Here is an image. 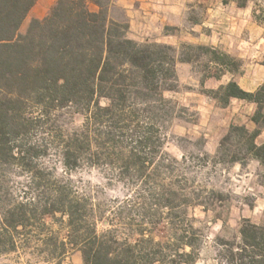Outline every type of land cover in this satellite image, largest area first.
I'll return each instance as SVG.
<instances>
[{
    "label": "trees",
    "instance_id": "1",
    "mask_svg": "<svg viewBox=\"0 0 264 264\" xmlns=\"http://www.w3.org/2000/svg\"><path fill=\"white\" fill-rule=\"evenodd\" d=\"M35 2L0 0V166L28 177L20 201L4 199L0 206V253L21 249L58 263L77 251L83 264H195L203 235L188 210L207 211L210 192L195 185L185 159L163 151L166 126L178 108L165 93L177 88L178 63L208 56L218 68L210 76L220 78L237 73L240 62L203 45L137 43L127 37L123 10L112 14L113 0H57L21 34ZM205 93L221 106L231 98L256 104L251 120L257 128L231 125L214 158L243 168L254 161L264 176V143H255L264 130V85L247 92L230 81ZM65 107L81 114L83 123L66 134L52 132L46 127L52 112ZM204 143L202 138L200 155L207 163ZM48 149L67 169H105L109 182L123 183L131 194L105 210L58 179L46 196L36 193L35 160ZM56 215L64 239L41 237L44 217ZM103 221L106 227L98 231ZM217 241L225 264H264L263 225L244 219L236 239Z\"/></svg>",
    "mask_w": 264,
    "mask_h": 264
},
{
    "label": "rangeland",
    "instance_id": "2",
    "mask_svg": "<svg viewBox=\"0 0 264 264\" xmlns=\"http://www.w3.org/2000/svg\"><path fill=\"white\" fill-rule=\"evenodd\" d=\"M56 1L36 0L21 24L20 33H26L33 19H43ZM113 2L116 8L112 14L119 16L122 9L130 28L131 18L127 15L125 8L120 6L117 0ZM138 3L135 2L133 8H136ZM162 4H182L183 22L178 26L165 25L162 28L159 23L149 21L145 31L139 23H136L132 33L141 38L132 39L129 29L127 37L140 44L157 43L180 47L181 44L200 45L193 41L198 39L199 33L210 30H226L227 39L230 41L243 30V66L248 63L255 69L252 74L254 81L262 80L264 68L259 65L264 66V0H247L244 6H239L234 0H163ZM90 8L95 9L93 5H90ZM144 32L147 35H144ZM209 60L210 57L199 55L189 64L193 71L205 77L218 72L216 65L209 63ZM236 60L240 62L241 67V60ZM190 90V85L184 83L180 85L178 82L175 91L183 94ZM175 91L165 93V97L175 102L178 108L174 118L166 126V143L163 151L178 162L185 159L187 167H191L187 173L195 181V185L210 192L205 196L209 208L207 211L200 206L191 207L188 210L194 226L203 235L195 264H225L217 238L228 241L236 239L239 225L244 219L264 226V176H262L261 168L254 161L249 162L244 168L238 163L217 164L215 154H208L210 159L207 163L202 161L200 140L203 137L182 134L184 124H191L195 120L194 112L173 98ZM205 91L201 89V92L207 95ZM106 103V100H101V105ZM83 119L81 114L74 112L72 108L65 107L52 112L51 121L46 127L57 134L58 132L66 134L80 128ZM30 138L36 140L38 133L33 132ZM35 172L40 177L37 181L39 185L36 193L46 196L50 184L54 179H58L70 183L79 193L89 196L92 203L105 210L114 205V201L131 194L129 188L123 183L109 182L105 177L106 170L103 168L83 166L67 169L53 149H48L37 157ZM27 179V174L18 168L0 166V206L5 204V200L7 204V199L20 201ZM105 216H108V213ZM56 217V220L49 216L44 217L47 228L39 231L43 232L41 237L49 239L52 233H56L59 238L64 239L66 230L60 223L59 215ZM105 227L104 221L98 222V231H102ZM0 264L83 263L81 254L77 251L70 252L58 263L57 260L46 262L42 257L31 256L28 252L19 249L14 252L0 253Z\"/></svg>",
    "mask_w": 264,
    "mask_h": 264
},
{
    "label": "crops",
    "instance_id": "3",
    "mask_svg": "<svg viewBox=\"0 0 264 264\" xmlns=\"http://www.w3.org/2000/svg\"><path fill=\"white\" fill-rule=\"evenodd\" d=\"M162 1L117 0V3L125 8L127 15L131 18L129 35L132 39L138 40L141 38L132 33L136 23H139L140 27H143L142 30L145 31L149 21L159 23L162 28L165 25L178 26L183 22L182 4L164 5ZM135 2L139 3L136 8H133ZM144 33V35H147L146 32ZM227 38L226 30H210L206 33H199L198 39L193 43L218 49L241 60L242 65L239 72L225 71L220 78L210 75L201 77L202 74L193 71L189 63L177 64L179 84H188L191 90L183 94L175 91L173 98L184 107L192 110L195 116V120L191 124H184L182 134L203 137L205 140L203 150L210 155L216 153L220 139L226 134L231 125L245 126L249 131L257 128V125L251 120L256 110V104L231 98L226 106H221L215 99L203 94L201 89L217 90L228 82L234 81L241 89L254 92L264 84V75L262 80L254 81L252 74L255 69L248 63L243 66V30L239 31L232 41ZM259 66L264 68L263 65ZM255 143L258 145L264 143V130H261L257 135Z\"/></svg>",
    "mask_w": 264,
    "mask_h": 264
}]
</instances>
